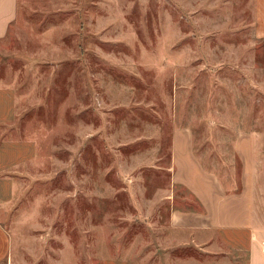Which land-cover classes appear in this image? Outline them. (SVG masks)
<instances>
[{
	"label": "rangeland",
	"instance_id": "1",
	"mask_svg": "<svg viewBox=\"0 0 264 264\" xmlns=\"http://www.w3.org/2000/svg\"><path fill=\"white\" fill-rule=\"evenodd\" d=\"M1 88L15 94L14 138L38 145L5 173L16 189L0 201L2 264H206L170 228L172 138L189 128L229 186L241 183L237 141L264 151V2L19 0Z\"/></svg>",
	"mask_w": 264,
	"mask_h": 264
},
{
	"label": "crops",
	"instance_id": "2",
	"mask_svg": "<svg viewBox=\"0 0 264 264\" xmlns=\"http://www.w3.org/2000/svg\"><path fill=\"white\" fill-rule=\"evenodd\" d=\"M264 2V0H263ZM19 0H0V39L7 36L17 20ZM12 89H0V201L8 203L16 189L15 176L5 173L21 166L38 151L34 139H15L11 124L17 116ZM9 126H12L11 130ZM238 140L236 154L243 163L241 183L227 185L212 169L204 166L194 150L189 128L174 131L171 146V187L173 206L169 216L173 239L205 252L206 264H264V211L259 209L257 166L264 151H251ZM235 184V185H234ZM185 192V199L175 192ZM181 198L182 207L174 206ZM197 201V207L189 200ZM187 200V201H185ZM183 202L186 204L183 206ZM12 254V238L0 223V264ZM105 264H132L126 259H107ZM194 264H199L194 262Z\"/></svg>",
	"mask_w": 264,
	"mask_h": 264
}]
</instances>
